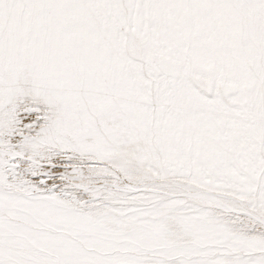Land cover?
Here are the masks:
<instances>
[{"label":"snow or ice","instance_id":"snow-or-ice-1","mask_svg":"<svg viewBox=\"0 0 264 264\" xmlns=\"http://www.w3.org/2000/svg\"><path fill=\"white\" fill-rule=\"evenodd\" d=\"M0 264H264V0H0Z\"/></svg>","mask_w":264,"mask_h":264}]
</instances>
